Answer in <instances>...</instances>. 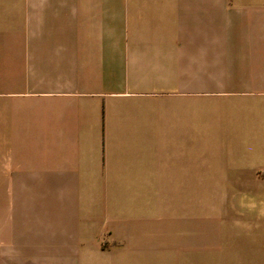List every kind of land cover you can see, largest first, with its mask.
I'll list each match as a JSON object with an SVG mask.
<instances>
[{"label": "crops", "instance_id": "0c3cea01", "mask_svg": "<svg viewBox=\"0 0 264 264\" xmlns=\"http://www.w3.org/2000/svg\"><path fill=\"white\" fill-rule=\"evenodd\" d=\"M0 188L20 264H264V0H0Z\"/></svg>", "mask_w": 264, "mask_h": 264}, {"label": "rangeland", "instance_id": "374dc122", "mask_svg": "<svg viewBox=\"0 0 264 264\" xmlns=\"http://www.w3.org/2000/svg\"><path fill=\"white\" fill-rule=\"evenodd\" d=\"M202 136L205 137L208 133V127L204 125V120L202 119V127H201ZM2 189V188H0ZM1 191V190H0ZM13 209L8 208L9 215L6 221H8L9 228L6 230L7 235L9 237V241H13V243L20 244V200L18 197L15 199L8 198L7 206ZM207 216V215H206ZM201 242H216V243H224V221L223 219H206L203 218L201 220ZM213 227V228H212ZM212 232L211 234H209ZM215 232V233H214ZM108 245L105 242L104 247ZM7 251L0 252V263L2 264H20V245L19 249H13L12 246ZM210 264V263H209ZM211 264H224L222 262L211 263Z\"/></svg>", "mask_w": 264, "mask_h": 264}]
</instances>
